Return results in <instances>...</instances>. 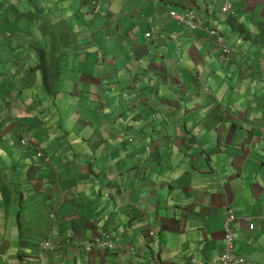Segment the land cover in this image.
Returning a JSON list of instances; mask_svg holds the SVG:
<instances>
[{"label":"crops","instance_id":"0c3cea01","mask_svg":"<svg viewBox=\"0 0 264 264\" xmlns=\"http://www.w3.org/2000/svg\"><path fill=\"white\" fill-rule=\"evenodd\" d=\"M14 1L0 0V264H40L44 239L46 264H217L228 208L234 254L264 264V40L237 34L264 29V0H54L75 33L56 95L26 74L40 29ZM102 232L116 249H82Z\"/></svg>","mask_w":264,"mask_h":264},{"label":"trees","instance_id":"16d2710c","mask_svg":"<svg viewBox=\"0 0 264 264\" xmlns=\"http://www.w3.org/2000/svg\"><path fill=\"white\" fill-rule=\"evenodd\" d=\"M20 15L22 16L23 13ZM25 15L37 22L40 29V34L36 36L37 42L32 45L36 57V64L30 66L26 74L32 76L40 74L42 85L46 91L56 95L58 92L56 82L58 83L60 81L61 76L60 69L68 61V55L72 50L75 40L74 30L72 25L66 22L64 17L55 18L53 12L50 14L47 13L44 7L36 6L33 12H28ZM262 25L263 22L258 23L260 33L258 32L259 34L256 37L248 35L244 31L243 26L237 31V34H242L247 39L256 38V40H264V29Z\"/></svg>","mask_w":264,"mask_h":264},{"label":"built area","instance_id":"2783aa9c","mask_svg":"<svg viewBox=\"0 0 264 264\" xmlns=\"http://www.w3.org/2000/svg\"><path fill=\"white\" fill-rule=\"evenodd\" d=\"M223 12H229L231 13V4L229 2L225 3L222 7ZM169 18L175 19L178 23L185 24L189 26L192 29H198L200 28L199 25L195 22L196 15L191 12L187 13H178L175 10H171L168 14ZM208 33L213 34L215 33V41L217 45L223 50L224 53L229 52L228 45L226 44L225 37L218 32L214 27H205L204 28ZM147 37H157L158 35L154 30H151L145 34ZM129 140L132 141L133 137L130 136ZM22 143L25 144L28 139L24 136L22 138ZM146 153H150V148H146ZM45 159L48 160L46 156H44ZM54 217V214L51 215ZM264 218V213L261 215ZM235 219V216L230 208L226 211L225 216V226H224V249L221 251L219 255V260L217 264H259L252 260L247 259L244 256L236 255L234 254V232L231 229V223ZM248 220L250 219L247 218ZM250 227H254V222L250 223ZM155 230H151L148 234V238L150 239V242L153 244V247L155 249V252L158 253L159 250V244L157 240H155ZM55 245L49 240L46 239L40 243L38 246V260L40 264H46V254L47 252L51 251ZM117 245L115 242L111 239L110 234L107 232H102L96 237H94L87 245H85L82 249L84 251H92L95 249H101V250H109V249H116ZM152 264H161L159 262V259L156 257L151 258Z\"/></svg>","mask_w":264,"mask_h":264},{"label":"rangeland","instance_id":"374dc122","mask_svg":"<svg viewBox=\"0 0 264 264\" xmlns=\"http://www.w3.org/2000/svg\"><path fill=\"white\" fill-rule=\"evenodd\" d=\"M44 4H47V5H45L46 7H44L45 9H46V12L47 13H51L52 12V10H51V8H54L53 7V5H54V0H44ZM23 3V5H25L26 7H31L32 9H33V11H34V9L36 8H33V5H34V1L33 0H31L30 2H22ZM22 3H21V5H20V3H19V0H15L14 2H13V4H14V6L15 7H19V9H22ZM43 7V6H42ZM76 8V7H75ZM28 13V12H27ZM26 13H24L23 15H25ZM53 14H55V13H53ZM15 17V16H14ZM21 20H22V22L23 23H25L26 25H27V28H30V27H36V25H30V23H28V21H30L29 20V18L28 17H22L21 18ZM37 23V22H36ZM36 23H31V24H36ZM36 64V57H35V60H34V62L32 63V65L31 66H33V65H35ZM26 70H29V67L26 69ZM57 84V83H56ZM42 87H43V85H42ZM57 88V87H56ZM43 89H44V91H46V89L43 87ZM46 93V92H45ZM50 95H54L53 93H50ZM49 100H50V98H49ZM66 104V103H65ZM56 108H58V106L57 105H54ZM67 106V105H66ZM70 109H69V107H67V114L66 115H64L65 117H68L69 115H70ZM133 137V139H134V136H132ZM38 156H40L41 158H44L45 159V154L42 152V151H40V150H38ZM47 160V159H46ZM224 226H225V219H224ZM254 226H255V224H254ZM44 240H46V239H44ZM43 240V241H44ZM42 242V241H41ZM40 242V243H41ZM40 243L38 244V246L40 245ZM224 245H225V241H224ZM234 248H235V244H234ZM224 249V248H223ZM249 260H251V259H249ZM252 261H254V262H256V263H259L257 260H255V259H252Z\"/></svg>","mask_w":264,"mask_h":264},{"label":"clouds","instance_id":"9594fccd","mask_svg":"<svg viewBox=\"0 0 264 264\" xmlns=\"http://www.w3.org/2000/svg\"><path fill=\"white\" fill-rule=\"evenodd\" d=\"M170 11H171V10H170ZM170 11H169V12H170ZM169 12H168V14H169ZM222 12H223V11H222ZM207 27H208V26H207ZM211 27H212V26H211ZM214 28H215L218 32H220V33L225 37V35H224L221 31H219L216 27H214ZM225 39H226V37H225ZM226 44H227V39H226ZM228 48H229V47H228ZM24 136L26 137V135L24 134V135H22L21 138H20V143H21V144H23L21 140H22V138H23ZM26 138L28 139V137H26ZM27 143H28V141H27L25 144H27ZM45 156H46V155H45ZM46 157H47L48 160H49V157H48V156H46ZM52 214H54V213H51V215H52ZM51 217H52V216H51ZM55 217H56V215L54 214V217H52V218H55Z\"/></svg>","mask_w":264,"mask_h":264}]
</instances>
